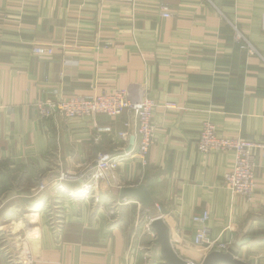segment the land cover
<instances>
[{"label": "crops", "instance_id": "obj_1", "mask_svg": "<svg viewBox=\"0 0 264 264\" xmlns=\"http://www.w3.org/2000/svg\"><path fill=\"white\" fill-rule=\"evenodd\" d=\"M263 15L264 0H0V235L24 232L36 215L34 264H163L143 228L148 213L163 219L180 258L200 264L207 253L193 245L192 217L206 211L211 240L231 243L246 264H264L259 149L248 202L224 182L234 153L196 149L204 122L220 137L264 143ZM34 46H51L53 54L35 56ZM116 90L155 103L146 164L121 163L101 199L70 205L60 198L55 237L38 210L51 204L39 185L52 189L60 175L85 171L101 153L122 155L130 143L134 149L136 120L124 112L42 121L35 105ZM78 184L64 182L66 189ZM139 185L152 197L149 210L118 198L120 188ZM0 264H7L1 252Z\"/></svg>", "mask_w": 264, "mask_h": 264}, {"label": "built area", "instance_id": "obj_2", "mask_svg": "<svg viewBox=\"0 0 264 264\" xmlns=\"http://www.w3.org/2000/svg\"><path fill=\"white\" fill-rule=\"evenodd\" d=\"M161 16L168 18L170 15L167 11H163ZM262 31L264 32V15L261 19ZM235 41L241 49H244L248 55H253L254 50L243 39V37L235 31ZM32 54L38 57H49L53 54L51 46H34L31 49ZM169 105H165L167 108ZM155 103L150 99H144L139 102L131 101L124 91L116 90L113 92H101L91 98L75 97L71 99L48 100L37 103L35 110L38 118L42 121H55L61 119L64 121L90 117L95 114H102L108 117H119L124 112L131 113L136 120V140L135 148L123 153L119 156H112L109 153H101L93 165L89 166L85 171L79 172L77 175L67 176L60 175L58 180L53 184L51 189L52 195L50 206L49 229L54 234L60 233L62 228V220L59 202L60 198L66 197L67 202L72 205L81 201L97 200L105 189L110 186V178L121 163L126 161H136L141 165H145L147 155L151 146L154 144V126L151 118ZM126 133L118 135L120 140H124ZM197 152L200 154H210L212 152H233L234 160L231 169L225 174L224 182L227 189L233 196L242 197L247 202L251 201L254 194V168L256 166L254 149H259L261 157L264 158V143H256L237 138L220 137L216 133L215 127L210 122H204L198 133L196 142ZM4 159L0 154V161ZM79 182L77 188L66 189L64 182ZM39 190H44L45 185L40 184ZM63 204V203H62ZM116 204L108 209L109 214L114 216ZM112 208V209H111ZM42 215L43 210L40 211ZM152 218L147 213L144 220L143 228L151 241L156 240V234L151 228ZM209 221L208 212L204 211L200 215L192 217L193 224V245L200 248L207 254L210 252H226L231 248V243L211 240L209 238V229L207 223ZM6 258L10 264L19 261V256ZM27 255L25 261L19 264H33V258Z\"/></svg>", "mask_w": 264, "mask_h": 264}, {"label": "water", "instance_id": "obj_3", "mask_svg": "<svg viewBox=\"0 0 264 264\" xmlns=\"http://www.w3.org/2000/svg\"><path fill=\"white\" fill-rule=\"evenodd\" d=\"M132 142V140H131ZM131 150V143L128 151ZM118 198L120 200L135 199L144 209L148 210L152 206V197L145 185L136 187H122L118 191ZM151 228L156 234V244L159 249L160 259L163 264H189L187 261L179 257L172 247L169 237V229L159 216L152 218ZM246 241L238 244L244 245ZM200 264H246L236 258L235 248H229L226 252H210L208 253Z\"/></svg>", "mask_w": 264, "mask_h": 264}, {"label": "rangeland", "instance_id": "obj_4", "mask_svg": "<svg viewBox=\"0 0 264 264\" xmlns=\"http://www.w3.org/2000/svg\"><path fill=\"white\" fill-rule=\"evenodd\" d=\"M4 160L5 159H2L1 161H0V167H1V165L3 164V162H4ZM42 174L41 173H38V174H36V176H34V177H32V179H33V181H34V183L35 184H37L38 183V180L40 179V182L42 181V176H41ZM37 186V185H36ZM46 189V188H45ZM39 190V189H37L36 190V192H44V191H46L49 195H52V193H51V189H49V190ZM100 197H102V195L100 196ZM99 199H101V198H99ZM38 208V207H37ZM39 209H41L40 211H42L43 210V216L45 217V224H46V226H47V228L49 229V227H50V220H48V216H49V214H50V206L48 205V202H47V200L45 201V206H43V207H41V208H38V210ZM149 210V209H148ZM28 215L29 214H34L35 213V211L33 210V211H29V212H26ZM116 213V212H115ZM22 214V213H21ZM36 214V213H35ZM149 217H151L150 216V214H149ZM154 218V217H153ZM32 219H36V223L34 224V223H31V220ZM61 220H63L62 218H61ZM37 222H38V219H37V216L36 215H33V216H31L30 218L28 217V219H27V223L28 224H26V226H25V228H24V232H21V231H18L17 229H14L13 230V233L12 234H10V235H6V232H5V230H2L1 232H2V235L3 236H1L0 235V247H4V246H6V244L8 243L9 245H10V248H8V249H2L1 250V248H0V252L3 254V256L5 257V262H7V264H10L9 262H8V260H7V254H11V253H13L14 254V256H19V258H22V257H24L25 259H26V257H27V255L29 254V256H31L30 257V259L31 258H33V264H34V253H32V251H34V248H33V246H34V240H35V236H36V234L34 235L33 233H32V231H37V229L35 228V227H37L38 225H37ZM49 231L51 232V230L49 229ZM52 233V232H51ZM53 234V233H52ZM60 235V233L58 232V233H56V234H54V236L55 237H58ZM6 242V243H2V242ZM151 243V242H150ZM13 245V246H12ZM32 250V251H31Z\"/></svg>", "mask_w": 264, "mask_h": 264}, {"label": "bare ground", "instance_id": "obj_5", "mask_svg": "<svg viewBox=\"0 0 264 264\" xmlns=\"http://www.w3.org/2000/svg\"><path fill=\"white\" fill-rule=\"evenodd\" d=\"M31 223H34V224H35L36 222H34L33 220H31ZM2 243H6V242L4 241V242H2ZM12 246H13V245H12ZM8 248H10V245L7 243L6 246H4V247L2 246V247H1V250H2V249H8ZM8 255H9V254H7V256H8ZM10 255H11L10 257H14V254H13V253H11ZM23 261H25V258H24V257L19 258V261L15 262V264L22 263Z\"/></svg>", "mask_w": 264, "mask_h": 264}]
</instances>
